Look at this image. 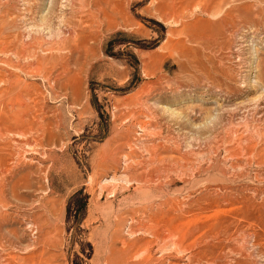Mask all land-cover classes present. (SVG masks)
Returning a JSON list of instances; mask_svg holds the SVG:
<instances>
[{"label": "rangeland", "instance_id": "374dc122", "mask_svg": "<svg viewBox=\"0 0 264 264\" xmlns=\"http://www.w3.org/2000/svg\"><path fill=\"white\" fill-rule=\"evenodd\" d=\"M0 264H264V0H0Z\"/></svg>", "mask_w": 264, "mask_h": 264}, {"label": "bare ground", "instance_id": "6f19581e", "mask_svg": "<svg viewBox=\"0 0 264 264\" xmlns=\"http://www.w3.org/2000/svg\"><path fill=\"white\" fill-rule=\"evenodd\" d=\"M98 3V2H97Z\"/></svg>", "mask_w": 264, "mask_h": 264}]
</instances>
